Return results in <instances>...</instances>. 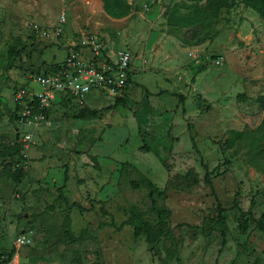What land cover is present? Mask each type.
<instances>
[{
  "label": "rangeland",
  "instance_id": "1",
  "mask_svg": "<svg viewBox=\"0 0 264 264\" xmlns=\"http://www.w3.org/2000/svg\"><path fill=\"white\" fill-rule=\"evenodd\" d=\"M129 1L133 16L112 20L100 5L93 11L92 0H0V148L12 153L0 158V264H264L256 221L264 212V135L257 131L264 52L249 61L232 47L240 34L264 45V20L253 13L241 17L250 18L242 26L235 2L216 22V36L193 45L165 19L149 20L152 0ZM62 18L58 41L30 36L31 23L53 28ZM101 33L108 52L134 53L125 103L93 92L87 107L96 118L78 120L72 105L54 108L45 123H20L15 91L39 68L61 63L77 37ZM9 46L21 49L12 63ZM192 47L201 59L188 56ZM219 56L221 65L210 61ZM232 130L247 135L228 148ZM26 131L29 147L16 138ZM19 166L26 175L18 184L8 173ZM145 177L162 193L155 198L164 222ZM216 195L227 209L225 225L216 221ZM253 200L243 233L242 212ZM142 220L153 225L156 255L145 234L134 236Z\"/></svg>",
  "mask_w": 264,
  "mask_h": 264
},
{
  "label": "built area",
  "instance_id": "2",
  "mask_svg": "<svg viewBox=\"0 0 264 264\" xmlns=\"http://www.w3.org/2000/svg\"><path fill=\"white\" fill-rule=\"evenodd\" d=\"M63 21L62 18L53 28L33 22L30 29L37 38L58 41L64 33ZM108 41L102 35L84 34L69 47L59 69L32 73L24 86L14 93L15 103L21 108L20 123L37 125L49 121L50 114L47 113L60 96L77 108L87 107V97L93 92L124 98L130 89L134 53L130 48H119L110 53L106 45ZM188 55L201 57L194 50H189ZM212 60L221 65L223 57ZM22 140L29 147L33 134L24 132Z\"/></svg>",
  "mask_w": 264,
  "mask_h": 264
},
{
  "label": "trees",
  "instance_id": "3",
  "mask_svg": "<svg viewBox=\"0 0 264 264\" xmlns=\"http://www.w3.org/2000/svg\"><path fill=\"white\" fill-rule=\"evenodd\" d=\"M103 3V8L105 12L113 18H124L131 14L132 4L129 0H101ZM235 2L243 4L245 7L251 8L258 12L260 17L264 20V0H182L175 2L168 6L164 13V18L166 20V25L169 27L170 31H178L186 35V39L190 44H201L207 40L213 39L217 34L216 22L220 19L224 11H227L232 8ZM181 9L186 10L187 12H182ZM30 36L34 39L37 37L34 33L30 32ZM21 53V49L15 46H9L7 52V58L12 63ZM62 63H54L47 68H39L36 72H50L52 70H57L61 67ZM35 73V72H33ZM2 77V65L0 64V79ZM184 99V96H181ZM246 99V96H241V100ZM258 103L264 108V94L260 95L257 98ZM125 103L123 98H116L115 105ZM1 104V101H0ZM79 109L76 118L78 120H87L90 118H96L98 116V111L91 109L89 107L77 108ZM76 109H74L75 111ZM52 109L49 110L48 115L51 114ZM19 118V116H18ZM258 132L264 135V118L261 124L258 127ZM247 135L246 131L232 130L224 138V143L228 148H234L239 142L245 139ZM16 138L19 139V142L24 143L22 140V135L17 132ZM193 145L196 146L195 140L193 139ZM16 151H19L16 148ZM12 153L4 148H0V158L11 157ZM125 165V164H124ZM141 173V172H140ZM142 174V173H141ZM26 175V170L23 167H17L14 171L8 173V177L16 183H21ZM65 180L67 181V172H65ZM145 180L150 188L149 196L152 200V205L154 210L157 212V215L161 222L165 221V211L156 207V198L155 194L159 192L158 187L147 177ZM205 181L213 188L211 172L208 170L205 174ZM134 187H139V183L134 181ZM61 189V188H60ZM159 194H162L159 192ZM217 198V208L218 216L216 218L217 223L221 225L226 224V216L224 212L227 210L223 207L221 201ZM66 199V198H65ZM70 206L78 207L82 209V206L76 202L72 203ZM255 206V201H252L251 207L246 211L242 212V217L240 221V229L243 233H246L250 226V219L254 218L253 209ZM68 223L70 218L68 215ZM258 228L264 232V212L261 217L256 220ZM142 234L147 236L148 242L150 243L151 251H154L153 254L156 255V238L153 233V225L151 222L142 220L139 223L134 225V236L140 237ZM225 237V234H224ZM225 244V239L223 240ZM12 252L9 254L8 260L12 259Z\"/></svg>",
  "mask_w": 264,
  "mask_h": 264
},
{
  "label": "crops",
  "instance_id": "4",
  "mask_svg": "<svg viewBox=\"0 0 264 264\" xmlns=\"http://www.w3.org/2000/svg\"><path fill=\"white\" fill-rule=\"evenodd\" d=\"M131 3V2H130ZM172 3V0H152V2H151V7L150 8H148V7H146V11H147V15H148V17H149V20H160L161 18L162 19H165L164 18V13H165V11H166V9L168 8V6L170 5ZM91 4H93V7H94V9H93V7H91V9L93 10V11H98V9H99V5H100V7H102V9H103V11H104V13L108 16V17H110L112 20H122V19H129V18H131L132 16H133V14H134V12L132 11L131 12V14L130 15H128L127 17H124V18H120V19H117V18H113V17H111L110 15H108L106 12H105V10H104V8H103V3H102V1L101 0H92V2H91ZM173 4V3H172ZM240 8L239 9H241L242 11H243V13H241L240 14V16L239 17H234L235 18V20H240V22H241V20H244L243 21V24H242V26L244 25V24H249L250 23V18H241L242 16H246V17H249V16H253V13H258V12H256L255 10H253V9H251V8H248V7H245L243 4H241L240 3ZM88 7V6H87ZM228 11V10H227ZM259 17H260V15H259ZM217 28V27H216ZM64 34V33H63ZM99 35H102L105 39H107V40H110L109 39V37L107 36V34H99ZM264 35V34H263ZM74 36H72V38H73ZM171 37V39H173L174 40V38H173V36H170ZM79 38L80 37H77L76 39L77 40H74V42L72 43V44H74V43H76V42H78L79 41ZM253 36L251 35V34H246V35H243V34H240L236 39H235V43H234V45L232 46V47H234L235 46V48L237 49V54H239V53H242V55L246 58V60H249V61H254L255 60V56H256V54L257 53H259V50L261 51V52H264V45H263V41L261 42H259V43H257V44H255L254 42H253ZM71 44V45H72ZM70 45V46H71ZM261 45H263L262 47H260ZM124 48H129V47H124ZM68 50V49H67ZM189 50H194V51H196L197 53H199V49H195V48H190V49H188V52H189ZM199 55H201V54H199ZM189 56V55H188ZM252 56V57H251ZM190 57V56H189ZM190 58H192V57H190ZM197 58H200L201 59V57L200 56H198ZM248 58V59H247ZM243 64H245V63H243ZM246 64H247V61H246ZM245 66V65H244ZM246 67V66H245ZM130 90V89H129ZM129 92V91H128ZM244 93V92H243ZM92 94V93H91ZM90 94V95H91ZM89 95V96H90ZM263 95V94H262ZM88 96V97H89ZM243 96V95H242ZM245 96V95H244ZM88 97H87V100H88ZM240 97H241V95H240ZM58 106H66V107H68V108H70V109H73L72 108V106L70 105V101L69 100H67L66 98H64V97H58L57 98V101H56V104L52 107V110L54 109V108H57ZM52 112V111H51ZM51 116H52V113L50 114V118H51ZM50 118H49V120H50Z\"/></svg>",
  "mask_w": 264,
  "mask_h": 264
}]
</instances>
